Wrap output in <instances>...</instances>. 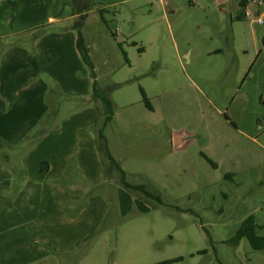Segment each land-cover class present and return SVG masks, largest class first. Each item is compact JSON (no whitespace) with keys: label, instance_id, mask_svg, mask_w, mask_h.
Instances as JSON below:
<instances>
[{"label":"rangeland","instance_id":"rangeland-1","mask_svg":"<svg viewBox=\"0 0 264 264\" xmlns=\"http://www.w3.org/2000/svg\"><path fill=\"white\" fill-rule=\"evenodd\" d=\"M57 1L0 0V92L9 79L19 89L27 73H43L47 92L59 93L60 124L92 100L93 80L81 59L72 72L88 73L86 94L50 75L54 66L62 78L58 62L81 58L56 50L79 33L74 5ZM105 5L80 33L103 96L122 100L114 120L130 121L121 124L126 181L162 203L115 193L114 220L70 264H264V251L233 240L249 215L264 224V0Z\"/></svg>","mask_w":264,"mask_h":264},{"label":"crops","instance_id":"crops-1","mask_svg":"<svg viewBox=\"0 0 264 264\" xmlns=\"http://www.w3.org/2000/svg\"><path fill=\"white\" fill-rule=\"evenodd\" d=\"M111 1L89 0L87 14L92 16L94 10L108 13L110 5L105 4ZM59 2L56 5L62 9L65 2ZM100 2H104L102 6L96 4ZM70 12L69 19L77 18L75 7ZM56 50L80 56L76 39ZM80 59L58 62L62 78L54 74V66L49 71L62 86L75 85L86 94L92 84L88 73L79 78L72 72L80 67ZM42 74L27 73L19 89L18 81L9 79L0 92V264L73 263L79 257L78 247L105 231L104 224L116 216L115 193L120 200L124 192L132 200H141L120 186L117 171L106 172L107 164L98 152L96 139V128L105 117V107L99 99L84 102L82 109L67 121H54L33 147L17 149L49 105H55V101H46ZM96 83L103 95L97 78ZM118 97L110 99L114 108L122 104ZM123 122L130 121L119 119L118 123L113 117L104 128V136L110 154L126 173L122 155L129 147L121 129ZM173 142L182 144L177 135Z\"/></svg>","mask_w":264,"mask_h":264},{"label":"trees","instance_id":"trees-1","mask_svg":"<svg viewBox=\"0 0 264 264\" xmlns=\"http://www.w3.org/2000/svg\"><path fill=\"white\" fill-rule=\"evenodd\" d=\"M76 10L77 14V22L75 28L79 30L78 33V39H77V49L80 53L81 59L83 63L88 66L90 69V76L93 80L92 84V99H99L105 107V117L102 125L98 126L96 128V139H97V147L98 152L102 158V161L107 164L106 166V172L111 171H117L119 174V184L120 186L128 191L130 194L144 199L145 201L153 200L156 201V203H162L161 198L157 191H155L152 188L147 187L146 185H132L126 181V173L122 170V168L119 166V164L116 162V160L112 157L110 154V151L108 149L107 140L104 136V128L111 122L113 115H114V105L112 102L103 96L97 89V83H96V75L94 72V67L91 62V59L88 54V50L84 45L83 38L80 33L81 26L83 24V21L85 18H87V12H88V4L89 0H70ZM244 5V3H243ZM104 20V19H103ZM105 21V20H104ZM142 95L143 92L141 91ZM59 95L57 90L50 88L46 94V101L49 104V101H54V97ZM143 100L146 105H148L147 99L143 96ZM52 101V102H53ZM56 102V101H55ZM56 110L52 105H49V109L47 113L44 115V117L40 120V122L37 124L36 128L30 132V134L23 140L22 143H20L17 147V149L20 150H27L31 147H33L39 140H41L53 127V122L56 118ZM7 147V145H6ZM205 159L215 167V165L209 161L206 157ZM41 170L43 168L41 167ZM261 232V234H259ZM242 239H246L248 244L250 245L251 249L254 251H264V224L259 225L255 217L253 215H249L246 217L238 227V229L235 232V235L233 237V240L235 242H240ZM181 260V259H179ZM177 261V260H174ZM171 261V262H174ZM171 262H165L163 264H169Z\"/></svg>","mask_w":264,"mask_h":264},{"label":"built area","instance_id":"built-area-1","mask_svg":"<svg viewBox=\"0 0 264 264\" xmlns=\"http://www.w3.org/2000/svg\"><path fill=\"white\" fill-rule=\"evenodd\" d=\"M244 16L247 18V17L250 16V14L246 12V13L244 14ZM253 21L256 22V23H261V22H262V20H261L260 18H257L256 20L254 19Z\"/></svg>","mask_w":264,"mask_h":264},{"label":"water","instance_id":"water-1","mask_svg":"<svg viewBox=\"0 0 264 264\" xmlns=\"http://www.w3.org/2000/svg\"><path fill=\"white\" fill-rule=\"evenodd\" d=\"M263 47H264V41H263Z\"/></svg>","mask_w":264,"mask_h":264}]
</instances>
